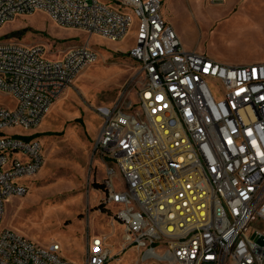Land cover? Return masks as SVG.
<instances>
[{
	"label": "built area",
	"instance_id": "2783aa9c",
	"mask_svg": "<svg viewBox=\"0 0 264 264\" xmlns=\"http://www.w3.org/2000/svg\"><path fill=\"white\" fill-rule=\"evenodd\" d=\"M35 13L112 42L137 25L135 101L97 110L104 203L123 249L161 263L264 264V62L231 66L187 50L161 0H0V29ZM48 55L0 37V92L16 102L0 105V264H76L59 244L2 226L7 203L29 193L45 163L32 133L98 59L87 45ZM114 258L105 238L88 239L84 264Z\"/></svg>",
	"mask_w": 264,
	"mask_h": 264
},
{
	"label": "rangeland",
	"instance_id": "374dc122",
	"mask_svg": "<svg viewBox=\"0 0 264 264\" xmlns=\"http://www.w3.org/2000/svg\"><path fill=\"white\" fill-rule=\"evenodd\" d=\"M161 1L165 20L187 50L231 66L264 62V0ZM136 29L135 24L123 41L112 42L60 27L45 13L17 18L0 29L3 40L10 36L25 45H42L52 59L83 45L98 55L32 133L44 146L45 163L29 193L7 203L2 225L42 247L59 244L62 256L76 264L85 263L88 239L94 236L105 238L114 255L108 264H173L144 261L135 249H123V228L104 203L106 168L95 152L102 126L97 110L134 102L143 81L130 55ZM15 104L0 92L1 106Z\"/></svg>",
	"mask_w": 264,
	"mask_h": 264
},
{
	"label": "bare ground",
	"instance_id": "6f19581e",
	"mask_svg": "<svg viewBox=\"0 0 264 264\" xmlns=\"http://www.w3.org/2000/svg\"><path fill=\"white\" fill-rule=\"evenodd\" d=\"M96 61H97V60H96ZM84 72H85V71H84ZM84 72H83V73H84ZM51 111H52V109H50V110H49L48 114H50V113H51Z\"/></svg>",
	"mask_w": 264,
	"mask_h": 264
},
{
	"label": "trees",
	"instance_id": "16d2710c",
	"mask_svg": "<svg viewBox=\"0 0 264 264\" xmlns=\"http://www.w3.org/2000/svg\"><path fill=\"white\" fill-rule=\"evenodd\" d=\"M37 137H39V136H37Z\"/></svg>",
	"mask_w": 264,
	"mask_h": 264
}]
</instances>
